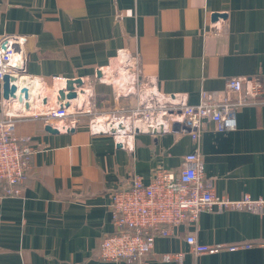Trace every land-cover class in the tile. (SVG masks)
<instances>
[{
    "label": "crops",
    "instance_id": "obj_1",
    "mask_svg": "<svg viewBox=\"0 0 264 264\" xmlns=\"http://www.w3.org/2000/svg\"><path fill=\"white\" fill-rule=\"evenodd\" d=\"M214 14L222 16L213 22ZM3 35L27 37L19 85L34 100L17 134L37 152L22 194L0 199V264H129L99 255L102 239L117 230L112 193L130 188L134 176L149 182L158 169L178 171L197 147L187 127L158 136L94 132L99 120L107 129L121 108L138 103L120 91L121 51L159 103L178 96L197 105L204 91H222L233 78L261 83L258 102L239 109L237 129L221 132L208 122L198 147L218 197L264 199V0H0ZM78 78L86 93L73 102L83 110L75 133L46 132L42 114L57 109V91ZM3 100L0 82V115ZM190 235L203 245L251 246L195 255ZM147 264H264V216L205 211L196 224L158 238Z\"/></svg>",
    "mask_w": 264,
    "mask_h": 264
},
{
    "label": "built area",
    "instance_id": "obj_2",
    "mask_svg": "<svg viewBox=\"0 0 264 264\" xmlns=\"http://www.w3.org/2000/svg\"><path fill=\"white\" fill-rule=\"evenodd\" d=\"M26 44L27 37L23 35L0 37V82L5 75L20 78L24 75L29 58ZM130 62L122 68H126L127 73L124 74L137 90L138 103L131 110L121 108L117 118L114 117V121H110L108 125L123 122L132 131L138 122L153 129L163 125L165 132L178 130L185 133L188 129L199 144L198 140L208 122L214 123L221 132L235 131L239 109L257 103L262 89L258 81L252 83L245 78H233L227 81L222 91H204L197 105L182 102L180 106H176L172 99L159 103L151 101L157 100V96L146 98L140 95L143 86L139 81L137 62L134 65ZM129 68L134 70V75L128 74ZM120 91L124 97L131 96V90L125 93L123 87ZM13 103L14 101L5 99L1 103L0 199L19 197L22 194L23 185L29 179L33 156L37 152L32 146L31 138L17 134L18 122L28 116L25 114L24 104L17 103L20 107L16 108ZM82 112L83 110H77L70 113L69 109L58 106L57 109L42 114V118L46 125L59 121L61 125L56 128L66 132L78 122L75 117ZM127 120L131 122L128 123ZM95 124L94 132L99 133L101 130ZM198 144L193 152L184 157L178 171L158 169L149 182H145L141 176H134L130 188L112 193L109 207L117 230L102 239L99 254L102 260L147 264L158 238L174 236L177 228L186 223L196 224L205 211L239 210L264 216V199H253L246 195L233 201L215 194V181L205 175ZM186 240L195 255L213 254L226 248L234 251L251 246L203 245L193 235ZM176 258L180 260L181 255H166L164 260Z\"/></svg>",
    "mask_w": 264,
    "mask_h": 264
},
{
    "label": "water",
    "instance_id": "obj_3",
    "mask_svg": "<svg viewBox=\"0 0 264 264\" xmlns=\"http://www.w3.org/2000/svg\"><path fill=\"white\" fill-rule=\"evenodd\" d=\"M221 14H214L212 17L213 22H216L218 18H220ZM119 60H123L121 62L122 67L126 66V64L130 61L131 57L126 53V51H121L118 56ZM105 76L104 70L97 71V80H103ZM124 77V85L122 87L125 88V93H128L131 90V95L134 97L138 96L137 90L132 87L131 80L128 76L123 75ZM20 77L15 75H5L2 81L3 84V97L5 100L11 101H18L20 104H24L26 109L29 110L31 106V102H33V96L30 93V89L28 87H21L19 85ZM85 81L81 78L67 80L62 88L57 91V103L61 109H69L72 107V102L77 100L80 94L86 93ZM132 87V88H131ZM131 88V89H130ZM122 89V88H121ZM142 96L146 98L156 97V91L149 90V91H142ZM173 100V105L180 106L182 104V98L178 96L171 97ZM77 124V123H76ZM76 124L69 128L66 132L69 134H73L76 131ZM46 132L57 135L61 131L50 125L47 124L45 126ZM175 132V131H174ZM189 132V130L187 131ZM166 133L164 131V126L161 125L157 129H153L146 124H142L140 122L136 123L134 131L130 130L125 123H110L106 130H102L99 134L103 135H113V136H125V135H139V134H148V135H163ZM122 144H118V148H122Z\"/></svg>",
    "mask_w": 264,
    "mask_h": 264
},
{
    "label": "bare ground",
    "instance_id": "obj_4",
    "mask_svg": "<svg viewBox=\"0 0 264 264\" xmlns=\"http://www.w3.org/2000/svg\"><path fill=\"white\" fill-rule=\"evenodd\" d=\"M120 61H121V59H120ZM103 78H104V77H103ZM123 80H124V79H123ZM123 85H124V81H123ZM84 94H85V93H84ZM81 98L83 99L84 96H81ZM74 101H75V100H74ZM74 101H73V102H74ZM73 102H72V106H73V104H74ZM81 104H82V102H81ZM99 119H100V118H99ZM102 121H103V120H99L98 122H96L95 125H96L97 128L100 129V130H101V129H102V130H103V129L106 130V129H105V126H104V124H103Z\"/></svg>",
    "mask_w": 264,
    "mask_h": 264
},
{
    "label": "rangeland",
    "instance_id": "obj_5",
    "mask_svg": "<svg viewBox=\"0 0 264 264\" xmlns=\"http://www.w3.org/2000/svg\"><path fill=\"white\" fill-rule=\"evenodd\" d=\"M71 109H72V110H71ZM69 110H70V111H69L70 113L73 112V111H74V106L70 107Z\"/></svg>",
    "mask_w": 264,
    "mask_h": 264
}]
</instances>
